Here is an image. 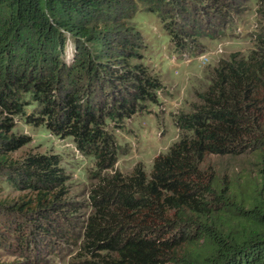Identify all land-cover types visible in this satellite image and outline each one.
Returning a JSON list of instances; mask_svg holds the SVG:
<instances>
[{"label": "trees", "instance_id": "obj_1", "mask_svg": "<svg viewBox=\"0 0 264 264\" xmlns=\"http://www.w3.org/2000/svg\"><path fill=\"white\" fill-rule=\"evenodd\" d=\"M234 1L150 5L173 10L162 15L164 28L177 49L193 50L190 33L221 32L206 24L210 8ZM133 7L132 0H0V178L20 191L0 197V217L17 230L21 257L2 264L38 261L41 240L68 237L75 209L65 198L60 154L12 156L31 141L14 130L16 119L71 138L94 161L81 242L90 264H264V31L254 32L246 55L218 62L188 111L171 114L179 139L149 172L137 163L124 174L114 165L125 150L107 123L123 128L165 90L131 61L139 57L138 35L125 21ZM244 154L258 166L260 184L242 187L208 163Z\"/></svg>", "mask_w": 264, "mask_h": 264}, {"label": "rangeland", "instance_id": "obj_2", "mask_svg": "<svg viewBox=\"0 0 264 264\" xmlns=\"http://www.w3.org/2000/svg\"><path fill=\"white\" fill-rule=\"evenodd\" d=\"M132 1L134 10L130 15H125V21L138 35L139 57L131 61L141 62L152 75L161 80L165 90L164 93H158L157 103H147L146 109L125 119L123 128H115L107 123V129L125 150V153L118 152L114 165V169L124 174L130 173L137 163L149 172L153 158L159 153H165L179 139V130L173 125L171 114L180 110L188 111L191 103L198 101L197 93L208 85L209 73L218 62L228 59L233 53L246 55L255 45L254 32L264 31V15L259 12L258 0H236L229 7L210 8L213 14L206 24L210 27L219 24L221 32L217 36H196L190 33L187 38L193 50L177 49L164 28L162 16L169 12L174 14L173 10L163 7L162 10L157 9L160 12L157 13L151 9L154 6L150 5L153 0ZM220 16L225 17L223 23L218 20ZM181 20L188 24L185 18ZM180 21L175 25L179 26ZM68 54L66 52L65 55ZM14 130L30 136L31 141L13 152V157L20 158L26 152L58 153L62 156V165L67 175L65 198L75 207L71 210L73 220L68 237L50 235L51 238L41 240V249H37L36 253L39 260L31 264H90L92 257L82 250L81 242L85 219L90 211L88 192L95 183L90 177L95 168L94 161L79 153L71 138L55 136L43 125L27 124L16 119ZM208 163L213 165L219 177L242 187L256 181L260 184L258 166L248 155L210 156ZM19 192L4 178H0L1 198H13ZM0 220L2 264L21 257L18 249H15L18 245L13 231L17 230L8 226L5 217L1 216ZM25 230L28 233V226ZM29 245L33 246L32 241Z\"/></svg>", "mask_w": 264, "mask_h": 264}]
</instances>
